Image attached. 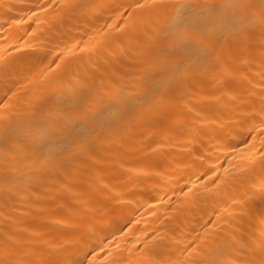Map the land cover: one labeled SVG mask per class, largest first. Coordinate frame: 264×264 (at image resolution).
Segmentation results:
<instances>
[{
    "label": "bare ground",
    "instance_id": "6f19581e",
    "mask_svg": "<svg viewBox=\"0 0 264 264\" xmlns=\"http://www.w3.org/2000/svg\"><path fill=\"white\" fill-rule=\"evenodd\" d=\"M137 2L0 0V264H197L221 228L222 260L258 258L264 33L219 29L174 78L169 15ZM113 98L136 104L80 145Z\"/></svg>",
    "mask_w": 264,
    "mask_h": 264
},
{
    "label": "snow or ice",
    "instance_id": "6c2138e0",
    "mask_svg": "<svg viewBox=\"0 0 264 264\" xmlns=\"http://www.w3.org/2000/svg\"><path fill=\"white\" fill-rule=\"evenodd\" d=\"M256 7L254 0H138L134 5L128 6L130 11L128 9L124 11L127 12L128 17H131L137 10L148 14L155 12L169 15L171 22L167 34L169 47L180 57L173 65L176 70L174 78H183L186 72L194 70L202 58L210 54V51L203 47L204 39L211 38L217 30L224 29L226 34L230 35L233 32L240 33L259 28L264 33V0H260L259 12L253 10ZM84 47L86 48L87 45L85 44ZM57 59L63 60L64 55L61 54ZM113 99L116 100L118 111L105 119L97 118L87 128L88 135L80 138V145L87 146L93 137L103 139L106 131L115 126L113 117L125 108H134L136 104L131 100ZM101 102L103 103V101ZM5 107L6 102L0 103V109ZM77 107L85 113L86 118V109L80 104ZM260 112L264 114V100H262ZM73 118L71 115L68 116V119ZM5 119L6 116L0 113V121ZM255 130L264 135V122ZM261 144L264 145V139L261 140ZM260 163L261 167H264V159H261ZM262 199H264V190H262ZM206 235L208 234L206 233ZM210 235L213 239L209 241V244H214L216 247L197 264H232L231 261L222 260L218 255L221 251L220 246L228 242L230 233L227 232V229L221 228L218 232H213ZM261 237L258 245V258H254L248 264H264V231L261 232ZM208 247L209 245L206 244L205 248ZM3 264H13V262L5 261ZM76 264H84V262H76ZM87 264H94V261L87 260Z\"/></svg>",
    "mask_w": 264,
    "mask_h": 264
}]
</instances>
